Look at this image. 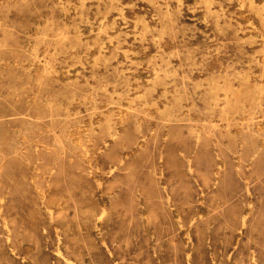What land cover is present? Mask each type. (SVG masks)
I'll return each mask as SVG.
<instances>
[{"label": "rangeland", "instance_id": "obj_1", "mask_svg": "<svg viewBox=\"0 0 264 264\" xmlns=\"http://www.w3.org/2000/svg\"><path fill=\"white\" fill-rule=\"evenodd\" d=\"M0 264H264V0H0Z\"/></svg>", "mask_w": 264, "mask_h": 264}, {"label": "bare ground", "instance_id": "obj_2", "mask_svg": "<svg viewBox=\"0 0 264 264\" xmlns=\"http://www.w3.org/2000/svg\"><path fill=\"white\" fill-rule=\"evenodd\" d=\"M253 38V37H252ZM158 39V38H157ZM255 40V39H254ZM213 92V91H212ZM216 92V91H215ZM206 123V122H205ZM14 171H15V169H14ZM102 186V185H101ZM100 188V187H99Z\"/></svg>", "mask_w": 264, "mask_h": 264}]
</instances>
